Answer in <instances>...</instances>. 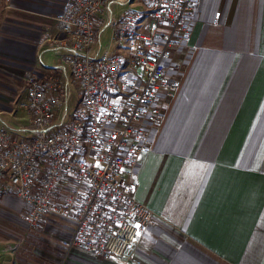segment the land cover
<instances>
[{
  "label": "crops",
  "instance_id": "0c3cea01",
  "mask_svg": "<svg viewBox=\"0 0 264 264\" xmlns=\"http://www.w3.org/2000/svg\"><path fill=\"white\" fill-rule=\"evenodd\" d=\"M69 1L0 0V126L28 124L23 77L55 74L64 35L54 17ZM113 1L133 4H115L117 15L141 6ZM107 42L102 51L115 49ZM169 75L180 88L159 101L162 119L130 177L156 215L132 250L142 264H264V0H201ZM25 212L0 196V264H122L67 253L56 240L74 223L50 217L34 230Z\"/></svg>",
  "mask_w": 264,
  "mask_h": 264
},
{
  "label": "built area",
  "instance_id": "2783aa9c",
  "mask_svg": "<svg viewBox=\"0 0 264 264\" xmlns=\"http://www.w3.org/2000/svg\"><path fill=\"white\" fill-rule=\"evenodd\" d=\"M117 3L133 6L70 0L55 15L61 64L26 75L28 124L0 126V196L22 202L34 230L50 217L74 223L67 253L142 264L132 247L156 215L130 177L162 119L159 101L180 88L169 63L191 39L201 0H141L121 15ZM106 33L115 49L102 51Z\"/></svg>",
  "mask_w": 264,
  "mask_h": 264
},
{
  "label": "rangeland",
  "instance_id": "374dc122",
  "mask_svg": "<svg viewBox=\"0 0 264 264\" xmlns=\"http://www.w3.org/2000/svg\"><path fill=\"white\" fill-rule=\"evenodd\" d=\"M2 7H3V5H0V10L2 9ZM127 10V9H126ZM125 10V11H126ZM1 14V13H0ZM103 42H104V44L107 46V44H108V42H107V38H108V33H106L105 35H103ZM28 73H26L25 75H24V77H23V83H24V85H25V77H26V75H27ZM55 220H57V221H60L61 220V222H63V221H65V220H63V219H59L58 220V218H56ZM61 224V223H60ZM63 240V239H62ZM62 240H56V242H57V246H59V247H61L62 246Z\"/></svg>",
  "mask_w": 264,
  "mask_h": 264
}]
</instances>
